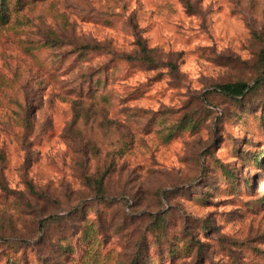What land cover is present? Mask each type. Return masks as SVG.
Segmentation results:
<instances>
[{
  "label": "clouds",
  "instance_id": "9594fccd",
  "mask_svg": "<svg viewBox=\"0 0 264 264\" xmlns=\"http://www.w3.org/2000/svg\"><path fill=\"white\" fill-rule=\"evenodd\" d=\"M0 264H264V0H0Z\"/></svg>",
  "mask_w": 264,
  "mask_h": 264
}]
</instances>
